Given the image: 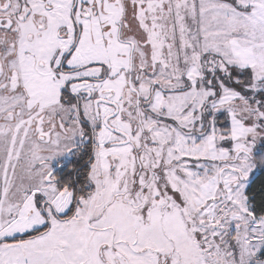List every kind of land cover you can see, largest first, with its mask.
Segmentation results:
<instances>
[{"label":"snow or ice","instance_id":"6c2138e0","mask_svg":"<svg viewBox=\"0 0 264 264\" xmlns=\"http://www.w3.org/2000/svg\"><path fill=\"white\" fill-rule=\"evenodd\" d=\"M0 264H264V0H0Z\"/></svg>","mask_w":264,"mask_h":264}]
</instances>
